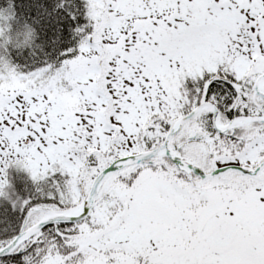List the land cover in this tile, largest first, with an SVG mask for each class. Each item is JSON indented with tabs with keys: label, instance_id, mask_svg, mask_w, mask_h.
I'll list each match as a JSON object with an SVG mask.
<instances>
[{
	"label": "snow or ice",
	"instance_id": "obj_1",
	"mask_svg": "<svg viewBox=\"0 0 264 264\" xmlns=\"http://www.w3.org/2000/svg\"><path fill=\"white\" fill-rule=\"evenodd\" d=\"M0 264H264V0H0Z\"/></svg>",
	"mask_w": 264,
	"mask_h": 264
}]
</instances>
